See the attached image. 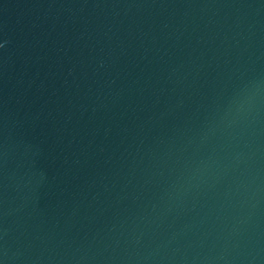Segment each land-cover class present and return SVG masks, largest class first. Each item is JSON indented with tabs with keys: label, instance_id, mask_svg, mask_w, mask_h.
<instances>
[{
	"label": "water",
	"instance_id": "1",
	"mask_svg": "<svg viewBox=\"0 0 264 264\" xmlns=\"http://www.w3.org/2000/svg\"><path fill=\"white\" fill-rule=\"evenodd\" d=\"M0 264H264V0H0Z\"/></svg>",
	"mask_w": 264,
	"mask_h": 264
}]
</instances>
